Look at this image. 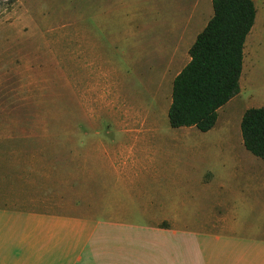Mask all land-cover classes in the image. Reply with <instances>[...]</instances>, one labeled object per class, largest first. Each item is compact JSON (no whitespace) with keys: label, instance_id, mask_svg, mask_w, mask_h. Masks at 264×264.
Returning <instances> with one entry per match:
<instances>
[{"label":"crops","instance_id":"obj_1","mask_svg":"<svg viewBox=\"0 0 264 264\" xmlns=\"http://www.w3.org/2000/svg\"><path fill=\"white\" fill-rule=\"evenodd\" d=\"M207 23L192 35L183 27L174 41L160 38L157 73H174L171 94ZM260 23L250 42L258 39ZM171 94L160 108L167 118ZM125 103L114 133L70 132L65 148L3 159L9 164L0 167V182H24L26 190L23 200L0 196V264H264V160L252 155L261 162L249 158L238 167L233 153L244 148L241 131L240 137L214 131L223 107L211 130L194 131V155L213 154L214 140H222V153L226 148L217 170H209V182H155L168 178L152 152L153 134L136 128L151 120L150 108ZM76 139L82 141L75 145ZM73 182L83 183L77 199ZM89 183L97 186L86 189Z\"/></svg>","mask_w":264,"mask_h":264},{"label":"rangeland","instance_id":"obj_2","mask_svg":"<svg viewBox=\"0 0 264 264\" xmlns=\"http://www.w3.org/2000/svg\"><path fill=\"white\" fill-rule=\"evenodd\" d=\"M252 1L258 23L246 39L243 93L223 106L214 129L239 137L244 112L264 103V0ZM212 13L211 0H0V167L9 164L4 158L36 148H65L70 132L114 133V121H123L125 101L132 99L152 114L136 128L153 134L152 152L168 178L155 182H209L226 148L222 153V140H214L213 154L194 155L199 131L172 128L167 114L161 116L174 73L158 74L154 53L164 45L160 38L174 41L183 27L195 34ZM259 23L258 39L250 42ZM233 155L238 167L256 159L243 147ZM81 184L71 185L75 199ZM25 190L24 182H0V196L23 200Z\"/></svg>","mask_w":264,"mask_h":264},{"label":"trees","instance_id":"obj_3","mask_svg":"<svg viewBox=\"0 0 264 264\" xmlns=\"http://www.w3.org/2000/svg\"><path fill=\"white\" fill-rule=\"evenodd\" d=\"M213 15L189 50L190 61L173 80L168 111L172 128L211 130L217 112L239 94L243 49L255 20L252 0H211ZM243 146L264 160V108L247 109Z\"/></svg>","mask_w":264,"mask_h":264}]
</instances>
